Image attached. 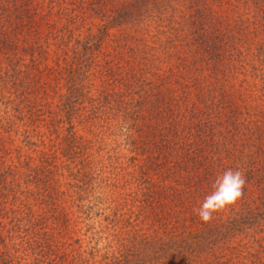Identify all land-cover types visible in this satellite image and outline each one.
I'll return each mask as SVG.
<instances>
[{"label": "rangeland", "instance_id": "rangeland-1", "mask_svg": "<svg viewBox=\"0 0 264 264\" xmlns=\"http://www.w3.org/2000/svg\"><path fill=\"white\" fill-rule=\"evenodd\" d=\"M0 264H264V0H0Z\"/></svg>", "mask_w": 264, "mask_h": 264}, {"label": "clouds", "instance_id": "clouds-1", "mask_svg": "<svg viewBox=\"0 0 264 264\" xmlns=\"http://www.w3.org/2000/svg\"><path fill=\"white\" fill-rule=\"evenodd\" d=\"M245 184V174L239 169L229 168L216 177L211 192L204 197L199 208L193 211L203 222H210L214 214L224 211L242 198Z\"/></svg>", "mask_w": 264, "mask_h": 264}]
</instances>
